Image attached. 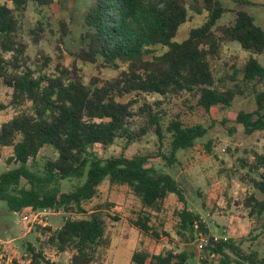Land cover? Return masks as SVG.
Listing matches in <instances>:
<instances>
[{
  "label": "trees",
  "instance_id": "1",
  "mask_svg": "<svg viewBox=\"0 0 264 264\" xmlns=\"http://www.w3.org/2000/svg\"><path fill=\"white\" fill-rule=\"evenodd\" d=\"M53 1L6 0L0 4V85L10 90L9 106L16 111L0 126V147L12 148L7 162L16 165L0 174V202L14 213L27 207L85 213L83 204L96 198L99 187L107 181L110 187H127L138 199L141 209L131 224L157 242L161 235L169 236L158 215L165 199L174 195V233L184 246L158 254L135 250L132 264H193L195 258L199 264H264V257L250 248L264 234V152H252L250 164L241 160L246 174L240 175V182L247 181L258 193V197L250 194L242 202L248 217L257 223L254 230L258 233L246 239L250 242L248 251L242 250L243 239L228 237L215 243L209 237L200 252L197 248L188 250L186 245L197 243L199 233H210L201 216L189 210L182 185L151 164L153 155H124L148 134H153L159 144L168 136V155L157 156L167 168L172 167L176 154L193 149L207 129L199 124L186 125L181 114L168 119L167 107L163 106L173 100H191L195 108L208 114L213 107H230L237 96L245 98L248 88L254 89L256 108L239 111L235 123L246 136L264 133V65L256 59L264 52V29L242 9L232 11L231 22L219 24L229 12L222 0H193L191 4L186 0H91L80 17L81 46L70 53L71 63L63 64L60 44L69 29L62 21L57 60L40 53L39 64L31 67L15 14L25 11L29 4L44 7ZM232 1L240 6L250 4ZM194 16H202L203 21L188 30L186 39L175 42L180 26ZM43 27L41 21L30 30L33 39L42 36ZM226 43L238 44L250 56L241 67L232 66L230 74L217 78L214 63ZM156 47L163 51L156 53ZM78 63L93 65L97 74L105 69L117 74L106 80L93 75L85 82ZM147 96L154 101L148 103ZM125 97L129 99L121 101ZM117 141H123L119 155L105 157L95 150L96 146L106 150ZM44 147H50L56 157L41 169L32 170L30 163ZM205 151L211 154L209 145ZM71 179L78 183L62 192L61 183ZM107 206H98L82 219L65 218L44 243H27L25 264H62L45 259V246L58 252L71 251L69 264H91L97 248L106 243V219L117 220L104 213ZM38 232L44 237L51 229Z\"/></svg>",
  "mask_w": 264,
  "mask_h": 264
},
{
  "label": "rangeland",
  "instance_id": "2",
  "mask_svg": "<svg viewBox=\"0 0 264 264\" xmlns=\"http://www.w3.org/2000/svg\"><path fill=\"white\" fill-rule=\"evenodd\" d=\"M193 0H186L191 4ZM250 4L240 6L232 0H222L223 6L229 11L224 14L219 24L231 22L234 10L242 9L253 17L254 22L264 29V0H246ZM6 0H0V4ZM91 0H54L50 6L37 7L29 4L25 11L15 14L19 22V34L22 43L26 46L27 64L34 67L40 53L57 60L59 55L56 50L57 40L60 38V22L68 25L69 35L63 38V44L60 49L63 54V64L69 65L72 61L70 53L76 52L81 46L79 37L82 33V15L89 9ZM9 6H11L9 4ZM44 24V32L40 38H34L30 34L38 22ZM203 21V17L194 16L192 21L180 26L175 42H181L187 38L188 30L197 26ZM36 39V41H35ZM156 53H161L162 48L156 47ZM250 54L240 48L236 43H226L223 45L221 53L214 63V70L217 78H222L224 73L230 74V67L239 68L248 59ZM259 63L264 65V52L256 56ZM39 60V58H38ZM78 66L83 71L84 81L97 75L101 80L109 79L117 73L111 69L102 70L96 73L93 65ZM228 86L230 82L227 83ZM262 87V85L256 87ZM246 97H236L230 107H213L208 114H204L195 108V102L189 100L187 103L173 100L167 107V118L171 119L176 114H181V118L186 125L199 124L207 129L204 138L197 140L193 149L179 151L176 154L177 162L167 168L165 162L157 153L168 155V136L162 144L157 142L153 134H148L138 143L131 145L124 151L126 157L135 155L151 154L155 158L151 164L161 170L170 173L184 188L185 197L189 210L198 213L202 220L206 222L209 233L212 235H225L233 240L243 239L242 250L248 251L250 235L257 234L254 228L257 223L253 218L248 217V210L242 205L245 197L256 193L247 181L240 182L239 178L246 174V168L241 167V160L250 164L254 159L252 152L262 153L264 151V133H255L246 136L240 125L235 123V116L239 111L252 112L256 106L254 103V89L246 90ZM129 97L121 99L126 102ZM148 103L154 99L151 96L146 97ZM10 90L0 85V126L4 122L15 116L16 111L9 106ZM190 104V106H189ZM5 107V108H2ZM209 145L211 154H207L205 146ZM123 141H117L114 145L102 150L99 146L95 150L107 157L109 155H119L123 150ZM12 156V148L0 147V174L16 167L7 159ZM56 157V154L50 147H44L37 155L35 161L30 163L32 170L41 169L42 165L49 159ZM241 175V176H240ZM78 182L74 179L63 181L61 191L68 192ZM177 202L174 195H169L158 215V221L164 225L163 230L169 236L161 235V239L156 243H149L145 234H139L131 224L135 219L141 206L138 199L125 186H109L104 181L99 187V193L96 198L83 204L85 213H78L73 210L64 209L52 210L48 216L46 227L33 224L25 225L21 222L20 213H14L7 209L6 204L0 202V253L2 259L24 264L26 259V245L30 243L37 245L47 241L52 231L57 230L65 218L82 219L87 213L98 206L109 205L103 208L105 214L114 217L117 220L107 218L106 243L97 248L94 264H131V256L135 250L142 247L147 240L146 246H149L152 252L158 253L168 247L173 249L176 246L184 245L178 240L174 233L176 217L173 215V209ZM50 228L44 237L39 235V229ZM242 229V230H241ZM145 235V236H144ZM141 240V241H140ZM252 243V242H251ZM188 250L197 248V243L186 245ZM148 248V247H147ZM258 252L260 257H264V234L250 247ZM45 251L49 258L58 261L54 248L45 246ZM68 256H65V258ZM199 258L193 259V264H199Z\"/></svg>",
  "mask_w": 264,
  "mask_h": 264
},
{
  "label": "built area",
  "instance_id": "3",
  "mask_svg": "<svg viewBox=\"0 0 264 264\" xmlns=\"http://www.w3.org/2000/svg\"><path fill=\"white\" fill-rule=\"evenodd\" d=\"M52 210L49 209H41V210H34L31 207H27L22 210L20 213L21 216V222L25 225H37L42 226L43 228L47 226L48 224V216L51 215ZM194 229H197V225H194ZM209 237L211 238L212 242H219V241H226L227 236L225 235H203L202 233L198 234V242H197V249L200 252L201 247L205 244H207ZM55 250V249H54ZM56 251V250H55ZM58 252V251H56ZM43 255L46 260L54 262L51 258H49V255H47L46 251L44 250ZM26 263V262H25ZM24 263V264H25ZM0 264H13V261L10 259L5 260L2 259V255L0 253ZM19 264V263H18Z\"/></svg>",
  "mask_w": 264,
  "mask_h": 264
},
{
  "label": "crops",
  "instance_id": "4",
  "mask_svg": "<svg viewBox=\"0 0 264 264\" xmlns=\"http://www.w3.org/2000/svg\"><path fill=\"white\" fill-rule=\"evenodd\" d=\"M262 152H264V151H262ZM254 157V156H253ZM252 160H254V159H252ZM253 162V161H252ZM91 212V211H90ZM205 222V221H204ZM242 230V229H241ZM107 231V230H106ZM137 231V230H136ZM39 233V235H41L40 234V232H38ZM139 234H142V233H139ZM105 236H106V233H105ZM145 236V235H144ZM146 237V236H145ZM166 237V236H165ZM147 238V237H146ZM160 239H161V237H160ZM159 239V240H160ZM141 241V240H140ZM147 240H145L144 241V244H145V246L143 245L142 247H139L137 250H147L148 252H150V253H153V254H158V253H160V252H158V253H154V252H152V250L150 249V247L149 246H146V244H147V242H149V243H156V242H154V241H151L149 238H148V241L146 242ZM158 242V241H157ZM148 247V248H147ZM179 247V246H178ZM167 249H170L169 247L167 248ZM164 250V249H163ZM56 252V251H55ZM56 254H57V256L58 257H60V260L58 261V258L56 257V259L55 260H53L54 262H58V263H62V264H69L70 263V259H71V256H72V252L71 251H68V250H66V251H64V252H56ZM65 256H68V257H66L65 258ZM96 256V255H95ZM91 264H94V260H93V262L91 263ZM132 264V263H131Z\"/></svg>",
  "mask_w": 264,
  "mask_h": 264
}]
</instances>
